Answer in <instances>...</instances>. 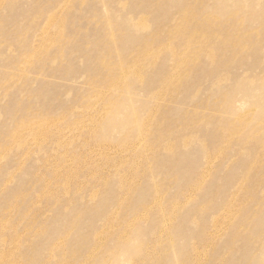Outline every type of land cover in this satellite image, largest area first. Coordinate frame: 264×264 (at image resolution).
Segmentation results:
<instances>
[{
	"label": "rangeland",
	"instance_id": "obj_1",
	"mask_svg": "<svg viewBox=\"0 0 264 264\" xmlns=\"http://www.w3.org/2000/svg\"><path fill=\"white\" fill-rule=\"evenodd\" d=\"M0 264H264V0H0Z\"/></svg>",
	"mask_w": 264,
	"mask_h": 264
}]
</instances>
